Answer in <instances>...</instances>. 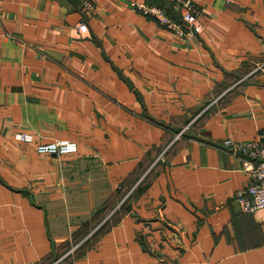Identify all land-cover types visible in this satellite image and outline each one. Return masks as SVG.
Returning a JSON list of instances; mask_svg holds the SVG:
<instances>
[{
    "label": "crops",
    "instance_id": "1",
    "mask_svg": "<svg viewBox=\"0 0 264 264\" xmlns=\"http://www.w3.org/2000/svg\"><path fill=\"white\" fill-rule=\"evenodd\" d=\"M89 1L0 0V264H264L223 142L264 138V0H193L192 37Z\"/></svg>",
    "mask_w": 264,
    "mask_h": 264
},
{
    "label": "built area",
    "instance_id": "2",
    "mask_svg": "<svg viewBox=\"0 0 264 264\" xmlns=\"http://www.w3.org/2000/svg\"><path fill=\"white\" fill-rule=\"evenodd\" d=\"M147 1L132 0L131 4L140 7L144 12L153 14L175 35L192 37L196 31L201 29L199 10L193 0H169L182 6L181 20L169 16L163 6L148 4ZM84 4L87 8L93 7L89 0H84ZM78 27L85 30L87 24L81 21ZM256 69H264V61L258 63ZM14 137L19 140L32 141L34 134L28 130H17ZM223 142L233 153L241 156V167L250 177L248 185L237 195L239 207L245 211L264 209V138L235 140L226 137ZM36 149L49 153L74 152L77 150V142L67 137H56L48 141L37 142Z\"/></svg>",
    "mask_w": 264,
    "mask_h": 264
}]
</instances>
